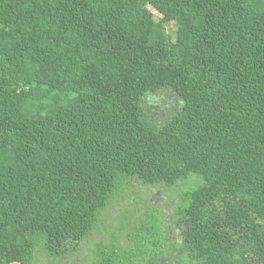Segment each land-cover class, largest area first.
Segmentation results:
<instances>
[{"label":"trees","instance_id":"trees-1","mask_svg":"<svg viewBox=\"0 0 264 264\" xmlns=\"http://www.w3.org/2000/svg\"><path fill=\"white\" fill-rule=\"evenodd\" d=\"M127 180L174 240L152 205L88 264H264V0H0V264L80 251Z\"/></svg>","mask_w":264,"mask_h":264},{"label":"rangeland","instance_id":"rangeland-1","mask_svg":"<svg viewBox=\"0 0 264 264\" xmlns=\"http://www.w3.org/2000/svg\"><path fill=\"white\" fill-rule=\"evenodd\" d=\"M155 12L158 14L157 11ZM153 101L155 102L152 106L159 114L173 104L172 98L166 92L160 93L158 98H153ZM122 190L119 198L115 199L110 207L101 213L100 223L95 228L93 236L89 241H85L80 251L69 253L66 259L59 262L52 259H43L42 264H88L87 260L94 256L92 255L93 251L91 246L100 240L112 241V231L115 232V237L119 238V245L124 246L128 244L127 246H129L127 233L134 232L133 226L135 224L128 219H143L144 212L152 205L156 207L155 211L163 218L164 232H170L172 237L171 241L174 240L170 225L171 217L174 213V200L178 198L177 194L171 193L165 187L157 186L149 188L137 180H129ZM123 214L126 215V219L123 222L124 228L122 229L121 219L119 217ZM103 225L108 226L107 229H104ZM180 254L179 252L178 255ZM159 263L163 264L164 261L162 260Z\"/></svg>","mask_w":264,"mask_h":264}]
</instances>
